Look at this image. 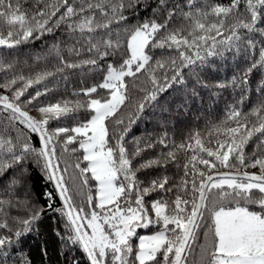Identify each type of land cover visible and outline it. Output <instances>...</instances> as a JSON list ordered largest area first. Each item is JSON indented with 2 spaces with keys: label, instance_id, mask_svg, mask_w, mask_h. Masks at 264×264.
Returning <instances> with one entry per match:
<instances>
[{
  "label": "snow or ice",
  "instance_id": "1",
  "mask_svg": "<svg viewBox=\"0 0 264 264\" xmlns=\"http://www.w3.org/2000/svg\"><path fill=\"white\" fill-rule=\"evenodd\" d=\"M0 264H264V0H0Z\"/></svg>",
  "mask_w": 264,
  "mask_h": 264
},
{
  "label": "trees",
  "instance_id": "2",
  "mask_svg": "<svg viewBox=\"0 0 264 264\" xmlns=\"http://www.w3.org/2000/svg\"><path fill=\"white\" fill-rule=\"evenodd\" d=\"M224 74H227V75H231L232 74V69L229 67L225 70V72H222L221 75H224ZM194 108H195V105H194ZM200 113L201 115L203 116L204 114H207L208 113V109L207 107H202L200 109ZM203 122V120H201V123ZM144 125H141V128H143ZM47 180L46 179H43L40 177V174L39 173H36L35 174V186H36V191L39 192L41 189L44 188V186L47 184ZM30 244L34 245L35 244V241L34 240H30L29 241ZM27 251V249H26Z\"/></svg>",
  "mask_w": 264,
  "mask_h": 264
}]
</instances>
